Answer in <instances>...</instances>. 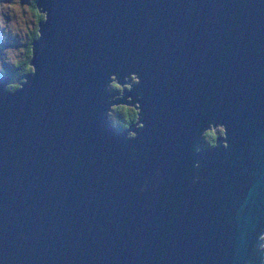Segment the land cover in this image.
I'll use <instances>...</instances> for the list:
<instances>
[{
	"label": "water",
	"instance_id": "obj_1",
	"mask_svg": "<svg viewBox=\"0 0 264 264\" xmlns=\"http://www.w3.org/2000/svg\"><path fill=\"white\" fill-rule=\"evenodd\" d=\"M39 4L37 74L0 97V264H264V0ZM121 67L142 82L134 140L105 118ZM213 116L230 148L201 151L192 185Z\"/></svg>",
	"mask_w": 264,
	"mask_h": 264
},
{
	"label": "clouds",
	"instance_id": "obj_2",
	"mask_svg": "<svg viewBox=\"0 0 264 264\" xmlns=\"http://www.w3.org/2000/svg\"><path fill=\"white\" fill-rule=\"evenodd\" d=\"M47 21L48 12L41 8L39 0H0V79L10 77L8 83L2 86L3 90H0V97L22 92L25 84L31 86L32 81L27 77L37 74V67L32 62L35 59V43L42 39V25ZM120 73H127V69L118 68L115 73L109 75L103 85L107 105L105 118L117 134H124L125 139L134 140L139 138L140 131L145 128L142 122L144 112L140 103L144 97L143 92L138 90L142 82L135 72L123 77ZM121 79L124 83H121ZM126 91H135V97L127 96L126 103H114L125 99ZM133 125L137 131L132 130ZM197 140L198 143L193 146V152L197 156L201 151L216 150L220 147L228 151L230 148L227 125L217 116H213L207 126L198 132ZM235 144L236 140L233 138L231 145ZM138 158H141L140 149L133 147L131 160L136 162ZM218 159L222 165L230 166L226 157ZM193 169L195 173L191 178L192 185L209 182L210 178L203 174L207 169L203 168L199 156L193 164ZM246 187L241 190V198H245ZM140 190L146 189L142 187ZM253 240V249L264 253V228L253 233ZM250 260H255L254 252L250 253Z\"/></svg>",
	"mask_w": 264,
	"mask_h": 264
},
{
	"label": "rangeland",
	"instance_id": "obj_3",
	"mask_svg": "<svg viewBox=\"0 0 264 264\" xmlns=\"http://www.w3.org/2000/svg\"><path fill=\"white\" fill-rule=\"evenodd\" d=\"M9 79H10V78H9ZM9 79H6V83H4L5 85L8 83ZM122 80H123V79H122ZM126 97H127V96H125V99H124L125 101H127V100H126ZM133 102H134V101H133Z\"/></svg>",
	"mask_w": 264,
	"mask_h": 264
},
{
	"label": "trees",
	"instance_id": "obj_4",
	"mask_svg": "<svg viewBox=\"0 0 264 264\" xmlns=\"http://www.w3.org/2000/svg\"><path fill=\"white\" fill-rule=\"evenodd\" d=\"M10 78V77H9ZM9 78H6V79H9ZM5 83H6V80H5ZM5 85H3V87H4ZM110 123V122H109Z\"/></svg>",
	"mask_w": 264,
	"mask_h": 264
},
{
	"label": "bare ground",
	"instance_id": "obj_5",
	"mask_svg": "<svg viewBox=\"0 0 264 264\" xmlns=\"http://www.w3.org/2000/svg\"><path fill=\"white\" fill-rule=\"evenodd\" d=\"M108 77H109V76H108ZM108 77H107V78H108Z\"/></svg>",
	"mask_w": 264,
	"mask_h": 264
},
{
	"label": "flooded vegetation",
	"instance_id": "obj_6",
	"mask_svg": "<svg viewBox=\"0 0 264 264\" xmlns=\"http://www.w3.org/2000/svg\"><path fill=\"white\" fill-rule=\"evenodd\" d=\"M134 103V102H133Z\"/></svg>",
	"mask_w": 264,
	"mask_h": 264
}]
</instances>
